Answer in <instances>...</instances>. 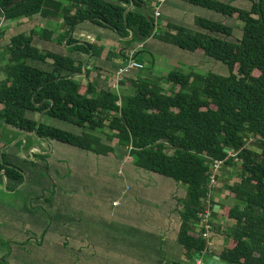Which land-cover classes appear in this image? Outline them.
<instances>
[{"label":"trees","instance_id":"1","mask_svg":"<svg viewBox=\"0 0 264 264\" xmlns=\"http://www.w3.org/2000/svg\"><path fill=\"white\" fill-rule=\"evenodd\" d=\"M13 1L0 0V25L37 15L62 19L58 41L63 44L67 39L65 45L74 55L34 44L38 35L53 39L55 30L50 28L12 36L0 50L2 62L5 58L0 65L4 73L0 129L11 126L29 134L37 129L40 137L101 155L115 151L112 141L117 138L139 167L186 185V196L178 200L182 209L177 240L193 264L197 258H209L210 238L201 214L211 191L212 164L217 159L225 160V165L239 164L240 179L227 186L235 203H221V216L233 225L225 233L220 254L233 264H264V0H248L249 9L221 0H186L236 19L242 36L235 38V27L205 17L196 19L199 30L168 23V29L158 36L168 44L224 62L229 75L176 69L164 75L128 78L132 91L124 93L109 82L101 85L91 80L100 76L90 68L91 59L86 76L76 75L83 72L91 52V58L125 62L130 49L154 36L157 27L150 13L154 0H24L9 6ZM132 2L135 7L127 12ZM88 19L115 31L121 46L107 49L98 42L79 43L82 40L74 32ZM131 30L134 36L124 39ZM43 112L81 127L82 133L49 125L43 119L37 128ZM15 138L0 132V173L5 170L9 181L22 182V170L3 151ZM219 215L213 210V218Z\"/></svg>","mask_w":264,"mask_h":264},{"label":"rangeland","instance_id":"2","mask_svg":"<svg viewBox=\"0 0 264 264\" xmlns=\"http://www.w3.org/2000/svg\"><path fill=\"white\" fill-rule=\"evenodd\" d=\"M156 1L160 4L162 16L155 15L154 5L150 13L155 18V33L158 35L168 29V23L199 30L196 19L205 17L235 27V38L242 36L241 23L220 12L193 5L186 0ZM221 1L251 8L248 0ZM1 26L0 50L18 33H30L37 29L36 33L39 34L44 28H56V31L63 28L59 20L40 15ZM87 28L90 32L98 33L96 37L99 41L109 38V35L115 41H120L112 29L92 22ZM158 35L141 48L140 59L145 61V68L135 71L134 76L164 75L176 69L184 72L194 69L203 75L211 71L229 75V66L224 62L205 53H194L168 44ZM58 37L57 33L53 39L47 40L38 35L34 44L43 50L73 54L67 52L66 40L61 44ZM130 52L131 49L128 56ZM4 62L0 58V65ZM130 73L118 82V89L112 83L111 87L120 93L131 92L129 85L126 88L122 84L134 77ZM3 74L0 72V79ZM82 80L85 83L88 81L87 78ZM163 86L169 87L164 82ZM28 116L32 117L33 114L29 113ZM43 122L78 134L83 131L73 123L47 115L43 117ZM3 132L9 138L16 137L3 151L8 161L22 170L24 180L14 182L0 179V185L3 184L0 190V264H154L153 257L190 263L177 240L178 231L165 232L170 217L173 226L175 222H181L176 199L186 196V185L139 167L129 149L122 147L117 138L112 141L115 151L101 155L64 142L44 140L36 134L30 135L26 142L19 134ZM35 140L44 145L38 154L50 157L47 159L49 169L40 163L32 164L30 160V143ZM10 144H16L18 155L15 158L9 150ZM35 157L39 159L38 155ZM222 169H240V165L224 163L215 173L216 180ZM238 174L239 179V171ZM232 181L234 184L237 179L234 177ZM13 183L19 185L15 192H11ZM210 209L213 212L216 205L211 204ZM202 225L205 226L203 221ZM218 225L213 218L212 230L207 231L206 235L210 240L212 235L221 231L217 229Z\"/></svg>","mask_w":264,"mask_h":264},{"label":"crops","instance_id":"3","mask_svg":"<svg viewBox=\"0 0 264 264\" xmlns=\"http://www.w3.org/2000/svg\"><path fill=\"white\" fill-rule=\"evenodd\" d=\"M156 4H157V1L154 0L152 5L155 6ZM154 6H153V9H154ZM160 16H162V13H161ZM57 20H59L60 25H63V20H61V19H57ZM90 23H91V21L90 22H84V23H82V24H80L78 26V29L74 32V35H75V37L77 39L82 40V41H88V42H98L100 45H104L107 49H111L110 47L113 44L115 46H113L112 48L120 47L121 42L120 41H115L114 38H111L112 36H110V35H109V38H104L103 40L99 41V38L96 37V36H99L98 33L97 32H90L89 29L87 28V26ZM53 30L56 31V28L53 29ZM62 31H63V28L60 29V31H56L55 34L58 33L60 35L62 33ZM156 35H158V33H155L154 36H156ZM151 38H153V36ZM151 38H149L148 40H150ZM148 40L146 42L139 43V44H142V48H144L147 45ZM139 44H137V45H139ZM141 50H142L141 48L138 50L137 58L139 60H140V55L142 54ZM67 52H69V51H67ZM199 54H203V53H199ZM79 57L83 58L84 55L80 54ZM141 61L143 63L145 62L143 59H141ZM123 62H124V60H121V59L108 60V59H105V58H96V57L91 58V66H90V68L93 69L94 75H97V74L100 73V76L98 78L92 77L91 80L97 79L101 85L105 84L107 82H109L110 85H111V83L115 80V74H116L117 69L119 68V66H121L123 64ZM136 72H138V71H136ZM130 74H132L134 76L135 71H134V73L131 72ZM130 78H137V76L130 77ZM126 81H128V79ZM130 84L131 83L128 81L127 85H125L126 88H128V85H130ZM130 88H132V86H130ZM2 128H3L4 131L6 130V132L8 131L10 133L19 134L20 137H22L24 140H26V142L28 141V137H30V135H33V134H29V133L17 130L15 128L11 127V126H4ZM3 130L0 129V132H2ZM36 138L38 139V137H36ZM30 144L31 145H30V150L29 151L32 154V155H30V160H31L32 164L40 163V164L44 165L46 167V169H49L50 165H49L47 159L50 158V157H45L44 159H41V158L38 159L37 157H35V155H39L38 153H39L40 149L44 148V145L41 144L39 142V140H35L34 142L31 141ZM15 145L16 144H12V145L10 144L11 148H9V150H11V155H12L13 158H15L18 155L17 149L15 148ZM35 159L37 161H35ZM46 165H48V168H47ZM238 171L241 172V169H222V171H221V173H220V175L218 177V184L211 191V200H213V202L215 203L217 212L220 213L218 218L216 217L215 220L217 221V223L219 225L222 226V229H221L220 232H216L215 235H212L211 240H210L211 244L209 245V254H217V255L221 256L220 253L222 251V248L226 244L225 233H227V230L230 228L231 225H233V221L232 220H229L227 218H223L221 216V214L223 212L221 203L222 204H233V201H232L233 199L229 197L230 193H229L228 189H226V186L233 184L234 181H232V179L234 177L238 180V177H239ZM1 178H3L4 180H7V177H5L4 175H0V179ZM18 187H19L18 183H13L11 192H15V190H17ZM2 188H3V184L0 185V190ZM174 197L177 198V196H174ZM179 199H182V198H177L176 201L179 200ZM116 203H117V201H115V204ZM217 205H219V206H217ZM178 207H179L178 208V213L180 214L179 211H180V209H182V206L178 205ZM179 217L180 216H178V218ZM172 220H173L172 217H170L169 221L167 223L168 224V228L165 230L166 234H168L170 232L174 233L175 231L179 232L181 222L180 223L177 222V224L175 222V224L173 226L172 225ZM163 234L164 233H161V235H163ZM153 258H154L153 262H155L154 264H160L162 262L164 264H170V263L173 262L171 260H168L167 258H162V259H159V258L157 259L155 257H153ZM206 260L209 261L210 257L208 259H206ZM132 264H135V263H132Z\"/></svg>","mask_w":264,"mask_h":264},{"label":"built area","instance_id":"4","mask_svg":"<svg viewBox=\"0 0 264 264\" xmlns=\"http://www.w3.org/2000/svg\"><path fill=\"white\" fill-rule=\"evenodd\" d=\"M160 2H164L165 0H159ZM155 15L160 16V4L157 3L155 5ZM1 25H0V34H1ZM142 48V44H139V48L132 49L129 53L128 59L117 69V72L115 74V80L112 82V86L114 88H119L118 82L124 78L125 75L132 71H139L141 69L145 68V63H143L141 60L136 58V53L138 50ZM232 155H235V153H232ZM225 163V160H215L212 164L213 173L210 176V188L211 190L216 186L218 179L216 180L215 173L219 171L222 168V165ZM204 201L207 203V208L204 210L202 215V221L205 225V228L207 231L212 230V219H213V212L210 209L211 202V191L209 192V197L204 199ZM195 264H208V261L204 258H197Z\"/></svg>","mask_w":264,"mask_h":264},{"label":"water","instance_id":"5","mask_svg":"<svg viewBox=\"0 0 264 264\" xmlns=\"http://www.w3.org/2000/svg\"><path fill=\"white\" fill-rule=\"evenodd\" d=\"M23 1L24 0H16V1H13L9 6L16 5L17 3L23 2ZM134 7H135V4H134V2H132V4L130 5V7L128 8L127 12L129 10H132ZM144 9H145V5H144ZM127 12H126V14H127ZM90 21H91L90 19L86 20V22H90ZM73 32H74V30L72 31V34H73ZM133 36H134V32L131 30V35L129 37H127V38H124V39H130ZM79 43L86 44L85 41H79ZM91 56H92V52H91L90 55L87 56V58H86V60L84 62L83 72L78 73L76 76H83V77L86 76L87 70H88V62L90 61ZM45 112H46V110H45ZM43 116H44V112L42 114H40V116L38 118L37 128L40 125V123H41V121L43 119ZM35 134L37 135V129H35ZM41 138L44 139V140H49L47 137H44V136H42ZM0 175H4L5 177H7L5 170H2L1 173H0ZM217 206H219V205H217ZM209 257H210V260L208 261V264H233L232 261H230V260H228V259H226L224 257H221V256H219L217 254H209Z\"/></svg>","mask_w":264,"mask_h":264}]
</instances>
